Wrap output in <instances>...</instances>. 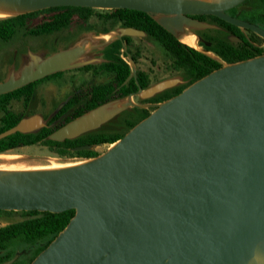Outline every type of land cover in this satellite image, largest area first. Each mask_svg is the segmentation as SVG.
<instances>
[{"label":"water","instance_id":"1","mask_svg":"<svg viewBox=\"0 0 264 264\" xmlns=\"http://www.w3.org/2000/svg\"><path fill=\"white\" fill-rule=\"evenodd\" d=\"M244 1L0 0L20 13L80 6L162 14L158 21L171 33L196 26L189 15H213L264 39L259 25L227 13ZM143 33L122 28L115 38ZM84 50L69 48L26 67L0 82V94L69 67ZM171 85H138L132 94L146 98ZM152 105L95 157L56 168L0 171V210L74 209L29 264H254V256L264 264V53L224 64ZM120 109L91 110L50 138L76 137ZM34 122L25 119L0 138L29 132Z\"/></svg>","mask_w":264,"mask_h":264},{"label":"rangeland","instance_id":"2","mask_svg":"<svg viewBox=\"0 0 264 264\" xmlns=\"http://www.w3.org/2000/svg\"><path fill=\"white\" fill-rule=\"evenodd\" d=\"M260 4V0H246L232 13L235 17L252 21L264 28V13ZM65 12L72 13V22L67 29L52 33L30 32L54 14L40 12L18 25L10 38H0V82L9 77H18L26 67L31 68L55 53L85 47L83 54L72 61L69 67L0 94V133L28 118L35 119L29 132L36 133L31 142L0 151V166L40 168L62 165L92 158L90 152L99 155L110 147L111 143L105 142L65 149L50 138L57 126L64 124L80 107L79 104L85 103L89 97L99 101L100 96L110 89L113 74L104 68L102 52L113 41L112 36L121 30L119 25H113L114 9L92 8L86 24L93 27V30L88 32L78 31L79 15L83 11L68 9ZM147 14L159 25L158 20L165 17L162 14ZM200 22L197 21L196 26L186 25V28L177 29L172 35L174 39L180 40L187 36L194 37L196 45L192 48L214 61L216 66L211 68L264 53V39L255 33L212 18ZM141 24L146 26L145 21ZM160 35L157 29L143 34H125L124 50L127 53L121 50V56L130 72L116 87L119 90L117 96L87 111L83 108L84 114L91 110L103 113L121 108L96 130L123 133L127 129L125 119L135 117L134 107L146 108L149 112L155 108L143 102L141 94H132L138 90V85L144 90L162 82H171V86H176L195 79L192 56L169 49L159 38ZM199 40H204L215 49H205ZM132 69L136 70L135 77H129ZM132 80L136 83L135 89L132 85H128V88L126 86ZM79 97L81 102L75 104V99ZM45 218L47 214L43 212L0 211V228L25 220ZM54 237L40 236L31 242L12 243L0 250V264H29L39 249Z\"/></svg>","mask_w":264,"mask_h":264},{"label":"trees","instance_id":"3","mask_svg":"<svg viewBox=\"0 0 264 264\" xmlns=\"http://www.w3.org/2000/svg\"><path fill=\"white\" fill-rule=\"evenodd\" d=\"M260 3H261L260 8L264 13V0H260ZM68 9L83 11L79 15L80 22L78 23V31L88 32L93 30V27L88 26L86 24V19L88 18L89 12L92 8L80 7V6H55V7H49V8H44L30 12H24L14 16H10L8 18L4 17L3 19H0V38H4V39L10 38L14 34L15 28L18 25L24 24L31 16L38 14L40 12H53L54 14L53 16H51V18L42 22L35 30L32 29L30 32L34 34L52 33V32H59L63 29H67L69 28L72 22V18H71L72 13L65 12ZM210 17L216 20H220L215 16H210ZM112 18H113V25L117 24L122 28L132 27L142 30L144 32L145 31L154 32L157 29V31L161 32L159 38L166 47L173 50L174 52H182L187 56L190 57L192 56L194 70L196 71L194 80L192 81L186 80V82L182 84L166 88L160 92L155 93L152 96L144 98L143 102H150V101L161 102L165 99H168L178 94L193 81L203 77L204 75L208 74L210 71L220 67L219 65L217 67L211 68L212 66L215 65L214 61L211 58L201 54L191 46L182 42L180 39H174L171 32H169L167 29H165L163 26L159 25L158 23L154 22L152 18H150L148 14L145 12L139 10L118 8V9H114V14ZM144 21L146 23V26H142L143 24H141V22ZM125 45H126V36H122L120 39L119 38L113 39V41H111L109 45L103 49L102 53L104 59L103 62L104 68L113 74L112 79L110 80V85H109L110 89H107L100 96L99 101L96 100L94 101L92 97H89L85 101V103L79 104L81 102V98L80 97L76 98L75 104H79L80 107L77 110H75L72 116H70L67 120L64 121V124L84 114L85 111L98 105L99 103H105L109 100L114 99L117 96L119 90H116V87H118L120 83L123 82V80L130 72L128 64L121 56V50H123V53H127L126 50H124ZM200 45H202L205 49H215L209 46L205 41H200ZM250 57H246L244 59ZM198 61H200L202 65L199 64ZM135 84H136L135 81L132 80L131 82L126 84V86L128 88L129 87L128 85H132L133 88L135 89L136 88ZM83 108H86L85 111H83L84 110ZM134 111H135V117L133 119L131 120L125 119V123L127 124L126 131H128L138 121H140L142 118L146 117L150 113L146 108L134 107ZM10 125L11 124H9V127ZM61 125H63V123L59 124L57 128ZM125 132L110 133V132H101L96 129H92L76 137L67 138L60 141L53 140V142L60 147H64L65 149H72L83 145L92 146L105 142L112 143L116 141L118 138H120ZM35 137H36V133L33 132L23 133L17 131L13 134H10L0 139V151H4L9 148H13L15 146L29 143ZM90 154H91L90 157H95L98 155V153L95 152H90ZM0 211H5V210H0ZM29 211H34V210H29ZM34 212H39V211H34ZM43 213L47 214V218L40 220L37 219L25 220L17 224H11L0 228V250H2L3 248H5L6 246L12 243L22 244L26 242H31L40 236H46V237L56 236L67 225V223L74 214V209L65 210L59 213H51V212H43ZM45 247L39 249L37 254Z\"/></svg>","mask_w":264,"mask_h":264},{"label":"bare ground","instance_id":"4","mask_svg":"<svg viewBox=\"0 0 264 264\" xmlns=\"http://www.w3.org/2000/svg\"><path fill=\"white\" fill-rule=\"evenodd\" d=\"M204 1H208V2H220L222 0H204ZM22 11V9L17 8L16 6L10 5V4H6L3 2H0V18H4V17H9V16H13L15 14H18ZM187 37L182 38V40L186 39ZM81 161L78 162H73V163H67V164H62V165H51L48 167H40V168H24L22 166H0V171H20V170H34V169H44V168H56V167H61V166H67V165H72V164H76L79 163ZM251 263H256V264H261L263 262V260L259 257V256H254L251 260Z\"/></svg>","mask_w":264,"mask_h":264},{"label":"flooded vegetation","instance_id":"5","mask_svg":"<svg viewBox=\"0 0 264 264\" xmlns=\"http://www.w3.org/2000/svg\"><path fill=\"white\" fill-rule=\"evenodd\" d=\"M241 5V4H240ZM239 6V5H238ZM238 6H236V7H238ZM236 7H234V8H232V9H230V10H228L227 11V13L228 14H230V15H232V16H234V14L232 13V10L233 9H235ZM191 18H193V19H195L196 21H201L202 22V20L203 19H205V18H212V17H210V16H213V15H189ZM216 17V16H215ZM218 18V17H217ZM238 18V17H237ZM213 19V18H212ZM218 19H220V18H218ZM241 19V18H240ZM221 21H224V20H222V19H220ZM244 20V19H243ZM248 21V20H247ZM200 22V23H201ZM224 22H226V21H224ZM250 22H252V21H250ZM228 23V22H227ZM230 24V23H229ZM233 25V24H232ZM238 27V26H237ZM182 28H186V25H183L182 26ZM239 28H242V27H239ZM262 28V27H261ZM242 29H246V28H242ZM264 29V28H263ZM246 30H248V31H250V32H252V33H255V32H253L252 30H250V29H246ZM256 34V33H255ZM258 35V34H257ZM122 36H125V34H122ZM200 41H204V40H199V42ZM182 42H184V43H186L187 45H189V46H191V47H194L195 45H196V41L194 40V37H188L187 36V38L186 39H184V40H182ZM207 43V42H206ZM208 44V43H207ZM202 46V45H201ZM203 47V46H202ZM214 48V47H213ZM207 50H211V49H207ZM169 88V87H168ZM148 104H153V103H157V102H153V101H150V102H147ZM1 139V138H0Z\"/></svg>","mask_w":264,"mask_h":264},{"label":"crops","instance_id":"6","mask_svg":"<svg viewBox=\"0 0 264 264\" xmlns=\"http://www.w3.org/2000/svg\"><path fill=\"white\" fill-rule=\"evenodd\" d=\"M120 29H122V27H120ZM120 29H119V30H120ZM119 33H120V31H119ZM119 33H118V34H119ZM98 34H102V33L99 32ZM116 36H117V33H116L115 35H113L111 39H114ZM181 41H182V40H181ZM153 104H154V103H153Z\"/></svg>","mask_w":264,"mask_h":264},{"label":"built area","instance_id":"7","mask_svg":"<svg viewBox=\"0 0 264 264\" xmlns=\"http://www.w3.org/2000/svg\"><path fill=\"white\" fill-rule=\"evenodd\" d=\"M123 58V57H122ZM124 59V58H123Z\"/></svg>","mask_w":264,"mask_h":264}]
</instances>
